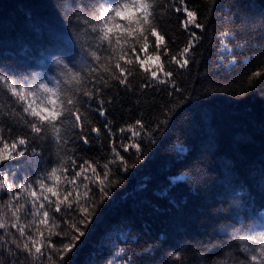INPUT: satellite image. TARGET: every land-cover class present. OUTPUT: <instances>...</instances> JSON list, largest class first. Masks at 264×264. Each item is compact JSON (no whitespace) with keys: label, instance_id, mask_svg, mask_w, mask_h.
Masks as SVG:
<instances>
[{"label":"trees","instance_id":"16d2710c","mask_svg":"<svg viewBox=\"0 0 264 264\" xmlns=\"http://www.w3.org/2000/svg\"><path fill=\"white\" fill-rule=\"evenodd\" d=\"M191 5L200 9L207 31L187 69L167 68L183 93L159 85V91L133 94L113 84L104 94L118 101L106 105L118 139V129L137 118L168 123L154 144L145 143L143 160L136 162L134 150L125 154L135 167L119 173L120 183L99 205V219L67 264H168L175 251H183L185 264H211L220 256L213 245L228 242L231 226L239 227L245 213H264V77L248 81L264 64V0H191ZM90 15L79 0H0V67L52 86L62 78L56 61H68L62 52L71 50L76 65L90 59L82 48L88 40L83 21ZM224 30L239 34L233 43L245 44L233 48L235 65L232 53L217 42ZM163 31L174 54L187 42L175 16L165 17ZM142 79L140 70L130 82L136 88ZM165 106L172 109L169 117L161 114ZM89 119L101 127V136L92 134V144L74 147L84 159L104 163L112 158L104 119L95 113ZM5 200L0 196V204Z\"/></svg>","mask_w":264,"mask_h":264},{"label":"snow or ice","instance_id":"6c2138e0","mask_svg":"<svg viewBox=\"0 0 264 264\" xmlns=\"http://www.w3.org/2000/svg\"><path fill=\"white\" fill-rule=\"evenodd\" d=\"M210 2L215 4L216 0ZM79 3L91 13L83 21L88 40L82 44L90 59L76 65L71 50L62 52L68 61H56L62 67V78L52 86L29 82L28 77L17 76L14 69L0 67V196H7L0 204V264H25L28 259L34 264H67L66 258L85 237L89 225L99 219V205L120 183L119 173L135 167L125 154L134 150L136 162L143 160L145 143L154 144L156 133L168 123L167 118H137L118 129V139L106 107L118 101L113 96L105 99V92L113 84L133 94L171 85L173 92L182 94L174 72L167 68L174 64L177 71L187 69L207 31L200 9L193 7L191 0ZM172 16L188 37L175 54L163 31L165 17ZM238 35L231 30L218 33L217 42L232 53L234 65L238 60L233 48L245 46L233 43ZM140 70L143 79L134 88L130 79ZM262 77L264 64L251 71L248 81ZM90 113L104 119L102 128L109 137L112 157L104 163L84 159L74 147L77 143L92 144V134L101 136L102 129L89 119ZM171 113L172 109L165 106L161 114L169 117ZM28 216L31 220L25 223ZM237 223L240 226H231L227 243L213 245L220 256L211 264H264V213L257 215L253 210L251 216L245 213V220ZM54 238L59 246L53 243ZM168 264H185L183 251L172 252Z\"/></svg>","mask_w":264,"mask_h":264}]
</instances>
